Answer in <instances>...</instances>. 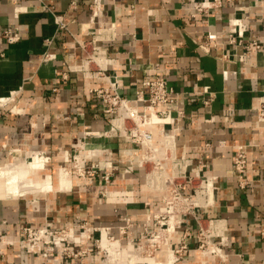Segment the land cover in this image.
<instances>
[{"label": "crops", "instance_id": "obj_1", "mask_svg": "<svg viewBox=\"0 0 264 264\" xmlns=\"http://www.w3.org/2000/svg\"><path fill=\"white\" fill-rule=\"evenodd\" d=\"M92 1L0 0V99H6L0 102V166L38 152L60 162L78 141L89 149H111L114 160L127 147L115 137L93 133L109 128L110 114L92 91L105 81L70 69L84 62L94 41L112 60L106 72L120 76L122 95L134 98L151 74L166 78L189 98L184 117L166 128L175 129L176 155L191 159V173L216 176L213 203L189 214L185 231L172 236L177 246L175 236L186 234L187 250L176 259L165 244L153 264H220L200 255L194 237L197 220L210 218L227 228L225 264H264V129L255 124L264 92V0H220L200 13L193 2L201 0H102L96 16ZM16 7L21 8L17 18ZM49 10L63 15L65 29H58ZM237 20L246 28L239 42L229 43V29ZM14 25L21 39L8 44L1 32ZM253 42L261 48L251 47ZM194 90L198 93L190 94ZM209 97L206 106L203 100ZM238 145L248 158L243 188L232 165ZM118 164L107 197L99 182L82 187L80 181L68 191L41 193L32 201L0 197V264L94 263L91 252L56 260L25 252L19 240L26 225L67 228L80 217L89 227H109L117 235L127 217L134 223L133 236H140L145 216L160 207L162 193L143 189L142 168L125 172L127 162Z\"/></svg>", "mask_w": 264, "mask_h": 264}, {"label": "built area", "instance_id": "obj_2", "mask_svg": "<svg viewBox=\"0 0 264 264\" xmlns=\"http://www.w3.org/2000/svg\"><path fill=\"white\" fill-rule=\"evenodd\" d=\"M101 4L102 0L92 1V16H96L100 12ZM219 5L220 0H201L193 2L194 11L197 13L205 12ZM20 11V7L14 8L15 18L18 17ZM49 11L52 12L54 22L58 29H65L66 25L63 15L53 12V10ZM245 28L246 26L244 23L238 22V20L237 22H233L232 27L229 29V43L239 42ZM104 31L108 32V29ZM104 31L103 34L105 35ZM1 37L8 44L18 42L21 39L18 25L3 29ZM198 46L200 48H205L207 45L199 44ZM245 47L246 52H248L251 47L257 49L261 48L256 42L251 43V47L249 45ZM87 55V58L81 65L70 67V69L73 71H81L86 78H102L105 81V84L95 86L92 91L100 101L103 111L110 114L109 128L103 132L93 133L96 136L115 137L127 146L121 150L118 158L114 160L113 151L111 149H89L84 142L78 141L74 148L76 151V155H74L75 160L78 162L79 160L82 161L81 167L85 162L90 161L91 167L94 169L91 173H88L90 177L88 183L91 184L92 177L96 175L99 184L104 187L100 190V193L102 196L107 197L105 187L112 183L114 172L119 169L118 163L123 161L127 162V165L123 168L125 172H133L135 168H142L144 170L145 183L148 171L156 169L163 175H161L160 181H158L155 186L151 187L152 190L166 194L170 189L169 195L172 196V200L176 199L182 202L186 201V204L189 203L191 192L184 189V184H186V179H188V181L191 180V174L198 177L200 173H191V159L185 155H181L180 157L176 155L175 129L166 128L167 125L173 126L179 119L184 117L185 103L189 98L181 97L180 92L171 87L166 78L151 74L143 81V88L135 91L134 98H128L119 91L121 87L120 76L115 73L106 72L107 64L112 61L106 57V50L93 41ZM51 57H53V55L46 54L45 56V58ZM91 64H94L95 68L91 69ZM195 93L198 92L194 90L190 94ZM211 100V97L204 99L203 104L209 106ZM149 116H151V120ZM152 116L155 117L154 120ZM209 120L213 121V118ZM255 124L257 127L259 126L264 129V92L259 98ZM89 134L90 133L87 131L84 132L83 135L87 136ZM156 136L160 137V142L157 144L155 143ZM37 154L45 155L42 152H38ZM136 156L139 158L136 159ZM162 160H169L171 162L172 167L169 172H164L165 168L162 166ZM147 162L152 164L149 170H146L145 164ZM232 165L235 176L238 179V184L243 188L248 184L247 150L243 145H238L236 147ZM200 167L207 166L206 164L200 163ZM202 177L201 182H203V184L211 179L212 185L213 179L216 178L212 173L206 176L202 175ZM82 179L84 181L86 180L84 173H82ZM174 179H177V181L174 182ZM200 187L203 189L202 185H200ZM202 194L207 196L206 193ZM194 195L196 196L197 193L195 192ZM123 196H126V194H123ZM212 203L213 196L210 203L206 201L202 204H194L192 213L196 210H194V208H203ZM122 219L125 224L118 228L120 237L126 232V229L134 225L130 218L124 217ZM143 227V231H146V223L143 224ZM79 229V225L67 228H53L49 224L35 227L26 225L22 228L19 246L27 253H39L43 257H52L53 260H56L57 256L64 254L68 257L77 256L75 253L70 254L64 252V245H72L69 249L70 251L73 246L79 245V238L73 236L74 231H76L75 234H79ZM94 229H96V227H91L89 230ZM97 229L100 230V234L102 229L105 230L106 236L111 234L109 227H97ZM226 229L225 223L218 218H210L205 220V222L197 220V228L194 237L200 255L206 258H217L220 264H225L228 259L225 249L229 245ZM185 236L186 234L179 238L177 244H180V246L172 251L173 253H178L176 259L187 250V244L184 241ZM187 236H190V234H187ZM120 237L114 240L119 243ZM110 238H114L113 234H111ZM133 240L134 238L132 236L128 242H132ZM91 250L92 248L88 249V251Z\"/></svg>", "mask_w": 264, "mask_h": 264}, {"label": "rangeland", "instance_id": "obj_3", "mask_svg": "<svg viewBox=\"0 0 264 264\" xmlns=\"http://www.w3.org/2000/svg\"><path fill=\"white\" fill-rule=\"evenodd\" d=\"M74 155H76L75 150L70 152L68 155H64L63 159L60 162L54 161L49 156L46 157L47 155H39V157H42L45 160V169H43L41 173L43 175L49 173L52 179L53 188L46 192L58 191L57 176H59L60 170H58L57 168L60 165H62V167L64 168V173L65 172L68 173L66 176L68 179L72 180V182L73 181L83 182L84 185L82 183H80L79 185L82 187H84L87 184H90L88 183V179L90 178L88 176V173H91L94 170L91 167V162L90 161L85 162V164L81 167L82 161L81 160H79V162L76 161ZM145 165H146V170H149L152 167V164L149 162H147ZM82 173H84L86 176V180H85L86 182L82 179ZM95 177L96 175L92 177V183H91L92 185L98 182L97 177L96 178ZM202 178H203L202 174H199L198 177H195L193 174H191V180L188 181V179H186V191L191 192V195L189 196L190 202L187 204L186 201L182 202L176 199L172 200V196L169 195L170 189L167 191V194H161L162 196L160 198V207H158L156 211L150 213L147 218L145 216V219L141 224V226L142 228H144L143 224L146 223V231H143L142 229L141 234L138 237H134L132 234V229L134 227L133 225L128 229H126V232L122 234V237H120L119 234L117 235L114 234L112 229H110V233L113 234L114 236V238L111 239L110 238L111 234L104 236L103 234H105V232L102 231L101 232L102 235H101L100 230H98L97 227L94 230H89L91 227L85 224V221L81 220L79 217V220L76 224L79 225L80 228L79 234H75L76 231H74V235H73L74 237L79 238L80 240L79 245L73 246L71 251L69 249L70 247H72V245H68V246L64 245L65 246L64 252L70 254L75 253L77 257L85 255L86 252L87 253L91 252L95 260L93 264H123V263L129 264L131 261L132 263L130 264L133 263L153 264L154 261L153 257L158 253L163 252L164 249L163 245L167 244L171 251L176 250L180 246V244L177 243H176L177 246L172 245L173 244L172 236H174V234H176L177 232H180V230L184 229L183 225L186 224V217L189 216V214H192V210H193L192 207L194 206V204H196L194 200L195 198H197V195L195 196L194 194L195 192L198 193V191L201 189L200 185H203V182H201ZM176 181L177 179H174V182ZM142 183L144 187L143 189H146L151 192L153 191L151 187L145 186V179L143 180ZM71 187L69 189H71ZM46 192H42V193H46ZM40 195L41 193H30V194L28 193L22 196L25 197L28 201H32L35 199L36 196H40ZM106 196H107V187H106ZM195 209H199V207L194 208V210ZM131 222L133 221L131 220ZM98 227L101 228L102 226H98ZM100 235L102 236V238H107L105 240L109 243V246L107 245L108 249L106 248V246L102 245ZM183 235H184L183 233L180 235L177 234V236H175V242H177L179 238H181ZM132 236L134 240L132 242H128V240ZM119 237H120V242L118 243L116 240L114 242V239H118ZM139 246H141V248H139ZM90 248H92V250L88 251V249ZM113 252L115 254H113ZM174 254L176 256L178 255V253H174ZM107 258H109V260H107ZM111 258L113 259L111 260ZM127 259L128 260L130 259L129 262Z\"/></svg>", "mask_w": 264, "mask_h": 264}, {"label": "bare ground", "instance_id": "obj_4", "mask_svg": "<svg viewBox=\"0 0 264 264\" xmlns=\"http://www.w3.org/2000/svg\"><path fill=\"white\" fill-rule=\"evenodd\" d=\"M5 101H6L5 98L0 99V102L2 103ZM149 119L151 120V116H149ZM152 119L154 120L155 117L152 116ZM101 158H102V155H101ZM137 158L139 157L136 156V159ZM161 163H162V166L165 168L164 172H169L172 167L171 162L169 160H162ZM43 169H45V160L42 157H39V155L37 154H32L31 156L27 158H23L22 160H19L13 163H7V164L1 165L0 166V197L5 198V197H12V196H22L28 193L29 194L30 193H42V192L51 190L53 188L51 175L49 173H46L45 175H43L41 173ZM57 169L60 170L59 176H57L58 177L57 189L58 191H68L69 188L73 185V182L72 180L67 178L66 175L68 173L66 172L64 173V168L62 167V165L58 166ZM161 175L163 174L158 172L156 169L150 170L147 174V179H146V182H147L146 184L148 185V187L155 186L156 183L160 181ZM202 186H203V189H200L198 191L197 198H195L194 200L196 204H202L206 201L210 203L212 200L213 185H212L211 179L207 183L203 184ZM202 193H206L207 196L203 195ZM101 235H100L101 243L107 248V245L109 246V243L105 240L107 238H102ZM103 235L105 236V234ZM127 246H128V243H127ZM139 248H141V246H139ZM113 254L115 253L113 252ZM130 255H133V254H130ZM113 258H111V260ZM170 259H171V256L169 257V260ZM107 260H109V258H107ZM130 263H132V261Z\"/></svg>", "mask_w": 264, "mask_h": 264}]
</instances>
